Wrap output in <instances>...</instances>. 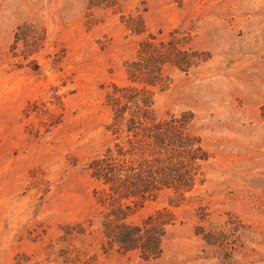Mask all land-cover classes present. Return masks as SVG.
Instances as JSON below:
<instances>
[{
	"label": "rangeland",
	"instance_id": "1",
	"mask_svg": "<svg viewBox=\"0 0 264 264\" xmlns=\"http://www.w3.org/2000/svg\"><path fill=\"white\" fill-rule=\"evenodd\" d=\"M0 264H264V0H0Z\"/></svg>",
	"mask_w": 264,
	"mask_h": 264
},
{
	"label": "trees",
	"instance_id": "2",
	"mask_svg": "<svg viewBox=\"0 0 264 264\" xmlns=\"http://www.w3.org/2000/svg\"><path fill=\"white\" fill-rule=\"evenodd\" d=\"M106 153L107 154L102 156L101 160H96L97 162L94 163V176L96 177V180L100 181L102 184H110L112 188H114V193H116V198L113 199V205L110 208L109 217H116L118 214L123 216L122 219H126L136 207H140L145 201L153 199L162 188L168 187L172 185V183H174L173 185L181 184L180 179L173 180L171 177L167 181L168 177H166V175L161 180H158V177L153 178L152 175L149 176L152 177L150 179H143L140 177V173L135 171L133 164L132 167H130V170L133 172L135 171V174L125 175L124 179H121L122 169H114L115 166H113V164L115 159L112 150L108 149ZM107 163H109V170L108 167H106ZM128 202H130V204L126 205ZM116 226L117 227H114L111 235L112 240L114 241L115 236L120 235L118 231H120L122 227H125V224L120 223L118 225L116 224ZM135 234L138 236V232ZM135 234H133V236ZM125 236V239H120L123 246L127 245L125 247L127 250L136 249L138 242L135 240L137 239L133 238L130 228L128 227L126 228ZM151 243L152 241L150 242V245Z\"/></svg>",
	"mask_w": 264,
	"mask_h": 264
}]
</instances>
